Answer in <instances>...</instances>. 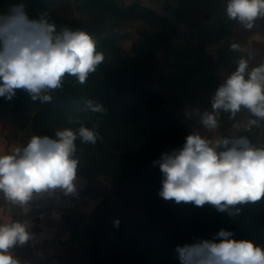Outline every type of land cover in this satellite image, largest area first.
Listing matches in <instances>:
<instances>
[{
    "label": "clouds",
    "instance_id": "obj_1",
    "mask_svg": "<svg viewBox=\"0 0 264 264\" xmlns=\"http://www.w3.org/2000/svg\"><path fill=\"white\" fill-rule=\"evenodd\" d=\"M224 15L251 30L264 18V0H226ZM230 47L238 51L241 46L233 43ZM96 49L97 42L87 31L66 26L58 31L48 12L32 18L23 3L13 4L0 14V97L11 101L17 90H23L34 102L50 103L68 77L82 86L87 83L105 60L104 53ZM242 109L250 116L247 128L264 122V62L252 66L243 57L216 89L211 111L195 110L199 129L214 132L219 113H229L234 120ZM84 110L106 111L103 104L92 100L85 102ZM69 123L77 127L58 129L54 137L33 135L26 146L0 155V197L5 205L20 209L23 215L30 211L34 198L58 191L65 196L77 193L80 159L76 141L95 145L102 137L96 123L88 127L79 118ZM199 129L185 137L182 147L162 153L154 162L163 177L159 196L177 204H210L220 212L262 200L264 146L253 145L246 136L203 137ZM114 224L118 226L119 221ZM30 227L27 220L0 223V264H22L14 248L34 239ZM232 236L221 229L219 242L204 240L178 248L182 264H264V248Z\"/></svg>",
    "mask_w": 264,
    "mask_h": 264
},
{
    "label": "rangeland",
    "instance_id": "obj_2",
    "mask_svg": "<svg viewBox=\"0 0 264 264\" xmlns=\"http://www.w3.org/2000/svg\"><path fill=\"white\" fill-rule=\"evenodd\" d=\"M101 1H104V4H101ZM162 2L163 0H55L51 7L64 19L88 25L97 30L96 50L105 55V60L94 72V77L91 76L92 80L88 77L85 85L77 84L74 77L66 79L70 85L79 86L83 92L82 106L71 113L69 120L79 118L88 127H91L93 123L98 124L102 137L95 145L81 144L79 140L76 141L77 156L80 159L77 173L97 175L107 185L106 195L97 203L85 226L89 264H94L92 260L94 250L100 248V251H103L107 246L112 248V254L110 253L102 264H124L128 258L125 253L128 247L127 242L133 236L143 235L144 237L158 229L172 227L173 224L169 221L161 220L157 223L152 215L155 210L160 213L173 211L180 216L185 215L186 212V205L183 202L177 204L171 201L163 209L158 205L150 208L148 203L142 201L144 190L141 185L144 177L159 166L154 163L159 158L148 159L149 153L152 155L151 149L163 150L170 140L172 145L164 152H171L182 147L185 137L193 132L187 131L181 117L164 103V97L158 88V81H160L158 66L162 58V44L165 41L160 42L149 70H147V64H141L147 57L144 35L161 31L163 26L148 19L142 11L116 16L113 10L116 6L138 5L157 12ZM158 51L160 56H157ZM123 82H136L156 89L161 95L162 106L179 118L185 126V131H171L167 123L155 121L149 115L148 99L126 89L127 84L124 83L125 86H123ZM95 85L103 91L113 109L123 112L126 119L115 121L106 119L102 113L83 110L87 100L98 103ZM131 116L132 119L135 118L137 126V130L134 131L127 126V119ZM14 126L11 122L0 120V134L4 142L18 147L26 146L35 132L18 128L16 130ZM69 127H77V125L69 123ZM200 134L203 137L214 138L213 135H206L201 131ZM148 137L164 140L148 146ZM146 144L147 149H144ZM157 173L162 174L160 171ZM117 220L118 226L114 224ZM121 220L124 221L123 225L120 223ZM241 229L244 231L240 232ZM253 231L259 233L260 237H251L248 240L247 234ZM238 232L239 236L236 240L252 241L255 245L264 248L263 219L258 218L249 224H241Z\"/></svg>",
    "mask_w": 264,
    "mask_h": 264
},
{
    "label": "crops",
    "instance_id": "obj_3",
    "mask_svg": "<svg viewBox=\"0 0 264 264\" xmlns=\"http://www.w3.org/2000/svg\"><path fill=\"white\" fill-rule=\"evenodd\" d=\"M226 0H163L159 13L175 25L174 35L163 45L158 73V88L164 103L178 114L187 131L201 126L195 110L211 111V98L218 86L237 67L243 57L255 66L264 62V18L251 30L243 29L224 15ZM157 11V12H158ZM238 43V51L231 44ZM160 56L158 51L157 56ZM250 116L242 109L235 119L229 113L218 115L219 127L214 132L199 129L203 134L223 137L246 136L253 145L264 146V122L247 128ZM239 123L240 127H234ZM17 145L7 144L0 134V155L9 154ZM107 193L106 183L93 176L77 173V193L65 196L56 192L34 198L30 211L5 205L0 197V223L14 220L30 222L34 239L14 248L24 264H86L88 241L86 223L97 203ZM66 197L81 199L79 205L60 210L58 200Z\"/></svg>",
    "mask_w": 264,
    "mask_h": 264
},
{
    "label": "trees",
    "instance_id": "obj_4",
    "mask_svg": "<svg viewBox=\"0 0 264 264\" xmlns=\"http://www.w3.org/2000/svg\"><path fill=\"white\" fill-rule=\"evenodd\" d=\"M54 1L55 0H0V14L6 13L13 4L23 3L30 17L36 18L40 12L46 11L49 13L50 20L56 24L58 31L61 27L65 26L73 30L82 29L90 33L97 42V30L88 25L76 23L75 21L58 16L51 8ZM100 3L104 4V1ZM110 9H113V7H110ZM113 10L116 16L135 14L136 11H142L148 19L156 21L159 25L162 24L163 28L161 31L158 30L155 33L149 32L144 35L147 57L141 64H147V70H149L160 42L169 40L174 35L176 30L175 25L153 9L143 6H116ZM92 75L94 77V73L89 75V80H92ZM124 83L127 85L125 86ZM123 86L131 90L134 94L148 99L149 115L155 121L167 123L171 131H185V126L179 118L162 106L161 95L156 89L146 87L136 82H123ZM96 87L98 103L103 104L106 109L102 115L106 116V119H113L115 121L126 119L127 117H124V113H120L113 109L109 101L105 98L103 91L98 88V86ZM52 95V101L43 104L39 101H32L23 90H17L16 96L11 101L0 97V120L11 122L12 125H15L14 128L16 130L17 128L19 130L27 129L34 131V135H48L54 137L56 130L69 127L68 120L71 113L82 106L83 92L79 86L70 85L68 81H65L63 90H56ZM134 120L135 118L132 119V116L127 119V126L131 128V131L137 130ZM170 136H172V134H170ZM147 140L148 146H151L154 142H161L164 139L148 137ZM168 142V145L163 150L157 148L151 149L152 155L149 153L148 159H160V155L165 149L172 145L170 140ZM144 149H147V144ZM157 171H160L159 166L153 169L151 173L148 172L144 177V181L141 185L144 190V199H142V201L148 203L150 208H155L158 205L165 209L166 205L172 200L166 201L159 196L163 177L162 174L157 173ZM82 175L97 176L88 174ZM185 205L186 212L183 216L173 211L160 213L155 210L152 215L153 218H156V222L159 223L161 220L169 221L173 224L172 227L158 229L154 233L144 237L143 235L133 236L132 239L127 242L128 247L125 253L128 258L124 264H182L180 253L177 251L178 248L192 246L204 240L219 242L217 233L221 229L232 232V239L236 240L239 236L238 231L241 224H249L258 218L264 220V198L254 203L238 204L225 212L218 211L210 204H205L202 207H197L193 203H185ZM237 209L239 210L238 212ZM230 212L232 213L231 215L229 214ZM120 223L123 225L124 221L121 220ZM242 231H244V229H241L240 232ZM247 235L248 240L251 239V237H260L259 233H255L254 231ZM110 253L112 254V248L109 246L105 247L103 251H100V248H96L92 255L93 263H104Z\"/></svg>",
    "mask_w": 264,
    "mask_h": 264
},
{
    "label": "built area",
    "instance_id": "obj_5",
    "mask_svg": "<svg viewBox=\"0 0 264 264\" xmlns=\"http://www.w3.org/2000/svg\"><path fill=\"white\" fill-rule=\"evenodd\" d=\"M81 201H82L81 199H77V198H73V197H66V198H63L61 200H58L55 205H57L58 209L64 210V209L79 205V203H81ZM86 264H89V263H86Z\"/></svg>",
    "mask_w": 264,
    "mask_h": 264
}]
</instances>
